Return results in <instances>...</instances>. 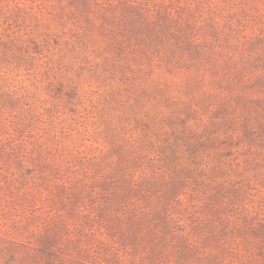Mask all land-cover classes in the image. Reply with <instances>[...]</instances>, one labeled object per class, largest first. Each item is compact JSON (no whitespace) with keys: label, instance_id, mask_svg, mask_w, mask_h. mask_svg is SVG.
Here are the masks:
<instances>
[{"label":"rangeland","instance_id":"rangeland-1","mask_svg":"<svg viewBox=\"0 0 264 264\" xmlns=\"http://www.w3.org/2000/svg\"><path fill=\"white\" fill-rule=\"evenodd\" d=\"M0 264H264V0H0Z\"/></svg>","mask_w":264,"mask_h":264}]
</instances>
